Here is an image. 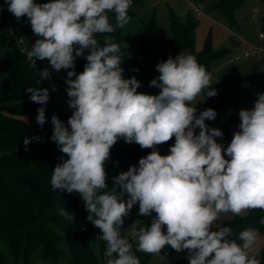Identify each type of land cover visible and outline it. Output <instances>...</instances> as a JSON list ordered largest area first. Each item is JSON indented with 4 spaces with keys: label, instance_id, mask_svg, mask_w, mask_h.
Segmentation results:
<instances>
[{
    "label": "clouds",
    "instance_id": "clouds-1",
    "mask_svg": "<svg viewBox=\"0 0 264 264\" xmlns=\"http://www.w3.org/2000/svg\"><path fill=\"white\" fill-rule=\"evenodd\" d=\"M5 2L18 22L27 17L37 37L25 50L30 64L36 69V61L47 60L56 72L67 71L65 91L73 111L67 125L57 115L51 117L50 139L64 158L50 184L53 191L80 195L86 219L102 233L97 239L105 245V264H140L136 252L160 255L166 246L186 251L189 264H261L255 248L258 230L239 232L238 242L230 238L232 229L218 222L228 213L264 210V93L257 94L251 110H239L238 130L225 148L217 141L223 139L222 131L205 123L215 120L216 110L197 114L193 104L202 93L206 98L218 94L210 89L211 73L194 55L181 51L156 65L159 75L150 86L160 89L158 95L138 92L141 82L123 76L120 45L105 34L131 22L132 0ZM77 58L86 60L80 73L75 71ZM38 75L40 84L52 72L45 67ZM25 90L31 102L41 105L36 123L43 129L49 88ZM173 137L169 154L161 155L158 146ZM41 139L25 136V151ZM120 139L151 152L139 159L138 167L130 165L113 176L109 188L105 164ZM137 204L138 215L151 220L136 219L122 235L125 218ZM57 211L69 222L75 219L70 210Z\"/></svg>",
    "mask_w": 264,
    "mask_h": 264
},
{
    "label": "trees",
    "instance_id": "trees-1",
    "mask_svg": "<svg viewBox=\"0 0 264 264\" xmlns=\"http://www.w3.org/2000/svg\"><path fill=\"white\" fill-rule=\"evenodd\" d=\"M143 0H132L128 14L133 13V7ZM219 6L229 15L233 14L237 4L235 0H217ZM6 15L0 16V264H39L44 261L48 264H101L88 243L87 231L90 226L85 223L80 206L78 193L68 194L59 189L53 191L50 180L52 171L62 162V154L55 142H52V115H57L64 121V117L43 79L40 84L38 70L30 64L25 52L16 45L15 34L10 28L18 21L7 10L5 0H0ZM37 3H47L50 0H35ZM25 18V17H23ZM110 23L115 26V14H109ZM172 36L169 41L170 50L166 46L163 36L152 38L154 20L146 25L141 44L136 53L124 59L123 76H135L141 87L138 92L157 95L160 89L150 86V81L159 75L156 65L169 56L173 58L181 51L194 55L198 63L207 69L214 54L207 51H198L195 47L196 18L189 16L187 21H181L175 14H171ZM264 28V16L262 17ZM112 37L113 42L120 45L124 51V38L121 29L105 34ZM103 43V36L97 37ZM87 54V50H86ZM86 60L77 58L75 71H83ZM138 69L139 71H134ZM71 70V69H69ZM247 80L225 79L224 86L217 97L206 98L204 107L196 106L197 114L207 108L216 110L217 116L238 103L236 91L246 84ZM28 87L49 88V101L44 105L48 122L43 129L36 123L37 109L41 107L30 101L26 92ZM216 116V118H217ZM215 118V120H216ZM215 120H206L211 128ZM65 122V121H64ZM66 124V123H65ZM223 139L217 138L225 147L230 144L226 125L220 129ZM199 129H197L198 133ZM25 136L31 138L39 136L40 141L33 140L25 151L23 143ZM175 138L158 146L161 155L169 154ZM151 149H142L138 144L125 143L123 139L111 148L109 161L105 164L108 174L107 184L113 186L112 177L122 171H127L130 165L138 167V161L146 156ZM118 162V164L116 163ZM127 197L125 196V199ZM64 208L73 212L71 222L58 214V209ZM138 204L133 207L130 215L125 218V224L133 222L137 217ZM264 210H248L245 217L239 215L220 226L232 229V239H237L239 232L247 228L264 230L261 224ZM155 216V215H154ZM151 217H144L149 223ZM239 242V241H238ZM170 247L166 246L165 248ZM140 264H153L152 254L135 253ZM264 264V246L258 257ZM168 264H180L172 261Z\"/></svg>",
    "mask_w": 264,
    "mask_h": 264
},
{
    "label": "rangeland",
    "instance_id": "rangeland-1",
    "mask_svg": "<svg viewBox=\"0 0 264 264\" xmlns=\"http://www.w3.org/2000/svg\"><path fill=\"white\" fill-rule=\"evenodd\" d=\"M233 14H227L220 6L217 0H143L133 7V13L128 14L132 19L131 22L121 29L124 38V51L121 54L125 58L133 56L143 38L146 25L154 20L152 38L163 36L168 50H170L169 41L172 36L171 14H175L181 21H187L189 16L196 18L195 29V47L198 51H207L214 54L207 70L212 75L210 89L217 91V97L221 92L225 79L247 80L246 84L236 91L235 97L238 103L231 105L224 112H221L214 123L215 128L227 127V133L230 140L235 131L238 130L240 123L239 110H251L254 107L258 93H264V51H258V48L264 46V39L261 32L264 33L262 17L264 16V0H235ZM193 4H200L204 10V14L197 16ZM21 37L23 38L26 49H30L32 43L37 37L34 36L27 17L21 18ZM243 46L250 49V54L242 55ZM240 56L238 60L236 57ZM39 67L49 68L52 72L51 79H46V83L51 90V85L55 84L57 90L51 93L64 117L67 125L68 118L72 115V109L68 107L67 93L65 91L66 70L56 72L51 69L47 60L39 61ZM158 95V94H157ZM204 107L206 104V96L202 93L193 104ZM225 147V146H224ZM226 148V147H225ZM2 151L0 150V155ZM227 159L228 157L225 156ZM80 198V197H79ZM80 206L83 211L85 223L90 226L87 231L88 243L91 246L96 258L105 264V245L103 241L97 239L102 233L96 228L86 217L88 215L84 204L80 198ZM248 210L242 212L239 216L245 217ZM155 213H152L154 216ZM237 215L228 213L221 217L218 222L219 226L225 222L234 219ZM261 224L264 226V214L261 216ZM136 219L144 220L143 216H139L137 212ZM132 223V222H131ZM131 223L123 225L121 234L124 235ZM264 228V227H263ZM258 230L259 238L255 248L261 249L264 246V230ZM255 248L252 254H255ZM187 253H176L170 247L161 250L160 255H153L151 262L153 264H168L172 261H179L180 264H189ZM39 264H48L44 261H38ZM64 264V263H63Z\"/></svg>",
    "mask_w": 264,
    "mask_h": 264
},
{
    "label": "built area",
    "instance_id": "built-area-1",
    "mask_svg": "<svg viewBox=\"0 0 264 264\" xmlns=\"http://www.w3.org/2000/svg\"><path fill=\"white\" fill-rule=\"evenodd\" d=\"M192 6H193L197 16H201L204 14V10L200 4H198V5L193 4ZM4 15H6V13H5V10L3 8L2 3L0 2V16H4ZM22 26L23 25L21 23L14 22L10 28V31L12 34H15V37H16V41H15V43H13V45H16L22 52H25V50H27V49L25 47L23 38L21 37ZM260 35L264 39V33L261 32ZM258 51H260V52L264 51V46H261L260 48H258ZM248 54H250V49L243 46L242 55H248ZM239 58H240V56H237L236 60H238ZM38 63H39V61H36V67H37V70H40L41 67L38 66L39 65Z\"/></svg>",
    "mask_w": 264,
    "mask_h": 264
}]
</instances>
